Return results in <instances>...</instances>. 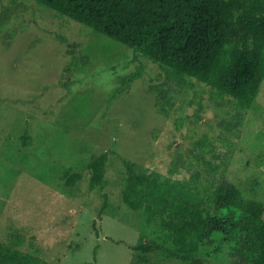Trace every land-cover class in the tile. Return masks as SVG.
<instances>
[{
  "label": "rangeland",
  "instance_id": "obj_1",
  "mask_svg": "<svg viewBox=\"0 0 264 264\" xmlns=\"http://www.w3.org/2000/svg\"><path fill=\"white\" fill-rule=\"evenodd\" d=\"M128 163L264 202V81L244 107L37 0H0V241L49 264H191L124 201ZM199 251L229 262L220 234Z\"/></svg>",
  "mask_w": 264,
  "mask_h": 264
},
{
  "label": "trees",
  "instance_id": "obj_2",
  "mask_svg": "<svg viewBox=\"0 0 264 264\" xmlns=\"http://www.w3.org/2000/svg\"><path fill=\"white\" fill-rule=\"evenodd\" d=\"M37 1L151 57L171 75L211 84L244 107L252 106L264 81V0ZM32 141L26 134L24 143ZM106 158L94 161L93 184L102 179ZM127 170L124 201L160 221L182 250L189 247L191 264H212L199 247L219 234L230 250L228 264H264L263 201L245 197L234 183L204 187L190 178L151 176L130 163ZM79 178L73 173L67 182ZM213 249L222 251V245ZM0 264L49 263L0 241Z\"/></svg>",
  "mask_w": 264,
  "mask_h": 264
}]
</instances>
